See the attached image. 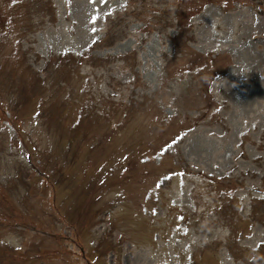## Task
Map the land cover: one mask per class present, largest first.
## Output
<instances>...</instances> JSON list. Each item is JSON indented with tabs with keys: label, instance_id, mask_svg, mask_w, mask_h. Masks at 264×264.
<instances>
[{
	"label": "rangeland",
	"instance_id": "374dc122",
	"mask_svg": "<svg viewBox=\"0 0 264 264\" xmlns=\"http://www.w3.org/2000/svg\"><path fill=\"white\" fill-rule=\"evenodd\" d=\"M0 264H264V0H0Z\"/></svg>",
	"mask_w": 264,
	"mask_h": 264
}]
</instances>
